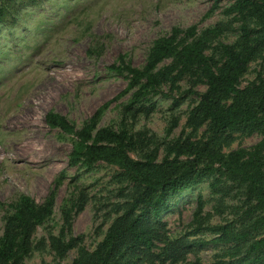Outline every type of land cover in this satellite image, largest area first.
I'll return each instance as SVG.
<instances>
[{
  "label": "rangeland",
  "instance_id": "obj_1",
  "mask_svg": "<svg viewBox=\"0 0 264 264\" xmlns=\"http://www.w3.org/2000/svg\"><path fill=\"white\" fill-rule=\"evenodd\" d=\"M233 0H1L0 1V234L7 205L20 195L36 204L53 191L52 213L36 227L34 242L43 245L29 252L21 264H70L79 249L92 250L116 217V205L129 200L128 187L114 166L96 163L90 169L69 167L71 138L44 123L52 111L79 128L103 104L97 128L122 127L147 141L137 142L129 156L156 147L158 158L181 131L191 140L205 135V123L185 127L202 85L191 86L184 77L175 85L163 84L155 94L127 107L131 91L118 95L126 77L108 70L122 55L125 63L140 67L152 42L172 28L194 26L207 33V55L218 43H232L238 23L225 10ZM91 51V52H89ZM165 60L157 67L166 65ZM264 74V48L248 64L241 79L245 86ZM175 120L171 133L165 131ZM144 142H148L146 145ZM262 142V134H221L216 143L223 153L249 150ZM168 144V145H167ZM147 146V147H145ZM82 195L81 211H71L68 236H81L77 248L57 259L47 238L62 226V206ZM243 197L210 176L173 197L153 219L163 243H173V254L162 264H216L227 260L229 244L212 240L207 227L232 224L237 228ZM119 215V212L118 214ZM157 248L161 243L155 242ZM157 254V251L154 250ZM159 259H154L159 264Z\"/></svg>",
  "mask_w": 264,
  "mask_h": 264
},
{
  "label": "trees",
  "instance_id": "obj_2",
  "mask_svg": "<svg viewBox=\"0 0 264 264\" xmlns=\"http://www.w3.org/2000/svg\"><path fill=\"white\" fill-rule=\"evenodd\" d=\"M225 13L232 14L237 21L238 35L232 43H218L215 54L205 53L210 31L196 34L194 26L172 28L168 35L152 42L142 66L132 67L119 55L117 65L108 67L110 72L126 77V86L118 97L131 91L127 107L155 94L161 85L173 86L184 77L192 87L202 85V92L187 91L196 96V103L184 123L192 130L205 123L202 138L194 141L190 134L181 131L172 144L163 148L160 158L156 147L145 146L139 158L133 159L130 151L138 141L147 138L124 127L97 128L106 104L98 107L79 128L57 113H45L48 128L71 138L69 167L90 169L96 163L114 166L128 187L129 200L116 205V217L102 239L90 251L79 249L70 264H155L154 259L159 258V264L167 261L173 254V243H163L166 240L160 239L153 219L173 197L215 175L243 197L237 228L232 224L206 228L214 234V243L231 246L225 254L227 260L216 264H264L263 144L223 153L216 143L221 134L264 132V74L258 73L241 86L248 64L264 48V0H233ZM165 60L169 62L158 68ZM174 126L175 120L166 129V135ZM83 198L80 195L69 201L70 206H62V226L57 235L47 238L48 250L57 259L77 248L81 241V236L65 234L69 232L70 213L81 211ZM53 202L51 191L40 204L20 195L7 205L0 234V264H21L30 251L43 245L44 240L34 242L32 234L51 215ZM155 242L163 246L157 248Z\"/></svg>",
  "mask_w": 264,
  "mask_h": 264
}]
</instances>
